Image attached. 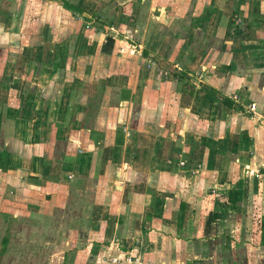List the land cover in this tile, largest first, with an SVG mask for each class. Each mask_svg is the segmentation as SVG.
I'll return each mask as SVG.
<instances>
[{
    "label": "crops",
    "instance_id": "1",
    "mask_svg": "<svg viewBox=\"0 0 264 264\" xmlns=\"http://www.w3.org/2000/svg\"><path fill=\"white\" fill-rule=\"evenodd\" d=\"M0 30V259L61 206L46 264H264V0H0Z\"/></svg>",
    "mask_w": 264,
    "mask_h": 264
},
{
    "label": "rangeland",
    "instance_id": "2",
    "mask_svg": "<svg viewBox=\"0 0 264 264\" xmlns=\"http://www.w3.org/2000/svg\"><path fill=\"white\" fill-rule=\"evenodd\" d=\"M26 19L28 20V16L26 17ZM36 26H37V23H30L27 25V27H25L26 30L25 29L23 30V28H21L20 30L21 34H20L19 39L23 40L24 43L26 42L28 43V41H30L31 39L35 40L34 35L32 36V34L36 32L34 31ZM1 34L2 33H0V37H1ZM2 54H3V50L0 48V62L4 58V57H1ZM12 65L13 63L11 64V69L12 71H14L12 68ZM31 65L33 67L35 64L32 63ZM5 66H6V63H5ZM1 67H2V64L0 63V69ZM33 69L35 71L34 67ZM56 198H60L58 200H66L63 198L74 200V199H82V195L80 196L79 194L76 193V191L72 189L66 193L62 191V188H59L58 195ZM51 210L53 213L51 212ZM64 210L65 209H63V207L61 206L54 207L52 209L50 208L49 212H51L55 217L58 216V219L54 218L55 220L53 221V224L51 226L50 224H44L45 228L41 229L42 232H39L36 226H33L31 225V223H27V222L14 225L12 228L13 230L16 231L15 232L16 235L13 239L10 240V251L8 252V254H5L2 257V259H0L1 260L0 263H3V264H46L49 259L48 257H50V255H47L46 253L48 252H45L44 249L49 248L50 245H54V242L56 241V238H52V239L49 238L48 234L52 233L54 235L55 230H58L59 232V229L63 228V226L68 229L74 225V223L70 220V218H73L75 211H72L71 215L68 214L66 216L65 214L66 216L65 217L63 215ZM65 218H67V220ZM20 230H23V231L20 232V237H18L17 232ZM63 237L64 236L61 235L59 237V240H61ZM50 242H53V244ZM69 250L70 251H67V252L64 251L66 253L61 254L59 257V260L55 259L54 264H74L73 258H74L75 251L71 249ZM91 253L87 252V255H85V257L83 255V258H81L77 264H125V261L127 259L125 256L126 255L125 252L121 256L115 255L110 252L102 253L100 249H97L96 252L94 253L91 252ZM131 264H135L134 259L131 260Z\"/></svg>",
    "mask_w": 264,
    "mask_h": 264
},
{
    "label": "trees",
    "instance_id": "3",
    "mask_svg": "<svg viewBox=\"0 0 264 264\" xmlns=\"http://www.w3.org/2000/svg\"><path fill=\"white\" fill-rule=\"evenodd\" d=\"M224 104H226L227 106H232V103H230L227 99H224ZM263 230V228H262ZM262 241L264 243V235L262 236Z\"/></svg>",
    "mask_w": 264,
    "mask_h": 264
},
{
    "label": "built area",
    "instance_id": "4",
    "mask_svg": "<svg viewBox=\"0 0 264 264\" xmlns=\"http://www.w3.org/2000/svg\"><path fill=\"white\" fill-rule=\"evenodd\" d=\"M256 176H258V174H256ZM129 260H130V258H129Z\"/></svg>",
    "mask_w": 264,
    "mask_h": 264
}]
</instances>
